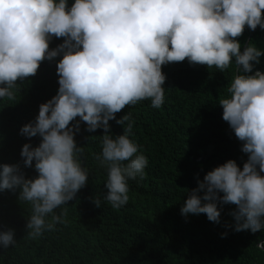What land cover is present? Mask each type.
<instances>
[{"label":"clouds","instance_id":"obj_1","mask_svg":"<svg viewBox=\"0 0 264 264\" xmlns=\"http://www.w3.org/2000/svg\"><path fill=\"white\" fill-rule=\"evenodd\" d=\"M262 12L264 0H73L70 7L68 0H0V100L13 101L17 81L60 57L56 94L19 129L25 138L40 137L38 146L25 143L19 153L37 175L26 179L19 164H0V192L18 191V201L30 205L27 237L66 225L65 207L87 182L84 148L74 140L80 122L86 132L104 133L94 154L106 173L103 201L113 210L128 203V181L143 179L148 160L130 139L131 113L115 114L141 101L159 109L162 65L185 60L221 73L235 65L237 74L218 104L247 160L242 168L228 160L197 179L179 213L204 214L218 224L219 202L235 206L229 213L234 231L264 230V71L254 70L264 52L250 43L241 51L236 39L245 27L264 31ZM53 37L63 42L49 50ZM110 120L122 126L121 135L110 134ZM92 203L99 208L101 199ZM16 243L12 229L0 231V248ZM256 248L264 250V240Z\"/></svg>","mask_w":264,"mask_h":264},{"label":"trees","instance_id":"obj_2","mask_svg":"<svg viewBox=\"0 0 264 264\" xmlns=\"http://www.w3.org/2000/svg\"><path fill=\"white\" fill-rule=\"evenodd\" d=\"M72 2L68 0L69 7ZM236 39L241 51L250 43L264 52V31L258 26L253 31L245 27ZM62 42L63 38L53 37L49 50ZM59 59L42 61L35 75L17 81L13 101L0 100V164H19L26 179L37 173L34 167L23 166L19 153L25 143L38 146L40 137L25 138L19 129L34 122L38 106L56 94L55 64ZM259 60L254 70L264 71V55ZM161 71L165 90L159 109L141 101L115 114L119 119L131 113L130 139L148 160L143 179L128 181V203L113 210L103 201L106 173L94 154L100 151L104 133L101 129L86 132V125L80 122L74 140L84 148L82 166L89 177L65 207L67 224L29 239L25 223L30 205L18 201V191L0 192V231L12 229L17 242L15 247L0 248V264H264V250L256 248V241L264 240V230L254 234L234 231L229 215L234 205L217 202L218 224L204 214L185 218L179 213L197 179L202 181L207 172L228 160L235 161L238 168L247 160V154L240 151L242 142L222 120L218 104L237 74L235 65L230 63L221 73L215 67L189 65L185 60L162 65ZM109 125L111 135L122 134V126L115 120ZM95 196L101 199L99 208L92 203ZM54 211L58 214L60 209Z\"/></svg>","mask_w":264,"mask_h":264}]
</instances>
